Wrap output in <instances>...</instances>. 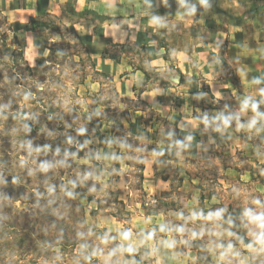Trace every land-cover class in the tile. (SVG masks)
Listing matches in <instances>:
<instances>
[{
	"label": "rangeland",
	"instance_id": "obj_1",
	"mask_svg": "<svg viewBox=\"0 0 264 264\" xmlns=\"http://www.w3.org/2000/svg\"><path fill=\"white\" fill-rule=\"evenodd\" d=\"M68 14L62 19L74 21ZM55 23L61 31L62 22ZM41 38L38 50L28 49L23 56L0 14V264H82L79 244L95 247L103 230L115 235V225L137 227L139 218L176 210L174 204L180 202L191 206L170 213L168 227L182 223L178 213L203 209L220 211L224 221L231 219L232 227L225 223L221 232L240 236L249 231L244 210H264V200L240 180L245 162L225 161L218 149L206 145L197 160L181 164L193 180L191 191L186 183L174 194H145L143 154L163 149V140L175 136L174 128L145 106L119 99L113 83L93 72L74 38L52 27L45 28ZM125 57L146 68L140 49L128 48ZM97 134L116 151L118 160L111 165L96 161ZM166 143L167 152L157 156L159 169L177 188L183 185L179 172L162 158L172 153ZM249 167L256 169L253 163ZM93 186L96 191L89 192ZM222 238L192 239L185 234L188 243L180 246L198 250L200 263L207 264L211 255L217 261V243L237 245Z\"/></svg>",
	"mask_w": 264,
	"mask_h": 264
},
{
	"label": "crops",
	"instance_id": "obj_2",
	"mask_svg": "<svg viewBox=\"0 0 264 264\" xmlns=\"http://www.w3.org/2000/svg\"><path fill=\"white\" fill-rule=\"evenodd\" d=\"M66 11L74 21L62 19ZM0 14L19 40L23 56L28 49L36 52L42 43L40 32L26 30L29 21L56 18L79 39L93 72L113 83L119 99L145 106L174 128L175 136L163 140V149L143 154L145 194H174L186 183L191 191L193 180L181 164L197 160L207 145L218 149L225 161L245 162L247 168L239 178L264 200V0H205L203 4L201 0H0ZM113 46L126 50L119 52ZM128 48L144 52L146 68L125 57ZM105 52L119 61L104 56ZM252 104L257 105L255 112ZM201 128L206 130L203 140ZM166 141L172 153L162 158L179 172L183 185L177 188L159 169L157 156L162 150L167 152ZM97 145V162L108 166L118 160L111 144L100 146L98 141ZM190 204L174 205L179 211L189 209ZM176 210L143 216L132 228L146 227L148 217L153 221L147 226L157 219L169 226L168 215ZM120 229L115 225L113 231ZM240 233L244 243H249L246 233ZM197 251L178 245L175 260L167 264H201ZM236 251L241 252L236 258L240 264L264 260L261 255L253 261L254 254L245 252L238 242L232 252ZM214 258L211 255L207 264H218ZM135 259L139 262L141 256Z\"/></svg>",
	"mask_w": 264,
	"mask_h": 264
},
{
	"label": "clouds",
	"instance_id": "obj_3",
	"mask_svg": "<svg viewBox=\"0 0 264 264\" xmlns=\"http://www.w3.org/2000/svg\"><path fill=\"white\" fill-rule=\"evenodd\" d=\"M201 3H205V0H201ZM250 107L255 112L257 105L252 104ZM252 124H255V120L252 121ZM83 133L84 130L81 129L80 134L83 135ZM95 191L94 186L89 189V192ZM67 195L71 197L72 193L68 192ZM255 204L259 206L261 201L256 200ZM244 216L249 218V222L244 225L245 228H249L245 237L250 238V242L247 244L244 243V238L238 235L234 236L231 231H220L221 226L225 223L229 228L232 227L231 219L224 221L220 211L205 212L203 209H196L189 210L188 215L183 212L178 213L177 219L182 223L174 228L168 227L164 221L158 219L152 222L151 226H147L150 221H153L152 217H148L145 220L146 227L136 231L132 227H126L121 228L113 235L111 230H103L97 237L99 244L95 247L88 243L78 245L79 257L82 264H143L145 260H148L150 264H167L168 260H175L177 246L188 243L184 239L185 234H188L192 239H203L205 236H226L234 239L239 243L241 249L254 254L251 259L255 261L258 256L264 255V210L245 209ZM100 245L112 246L105 249ZM234 247L232 242H228L226 245L216 244L218 264H222L226 259L227 264H240L236 258L241 256V252L233 253ZM125 254L129 257L128 259L123 258ZM137 254L141 256L139 262L135 259ZM260 264H264V260H261Z\"/></svg>",
	"mask_w": 264,
	"mask_h": 264
},
{
	"label": "trees",
	"instance_id": "obj_4",
	"mask_svg": "<svg viewBox=\"0 0 264 264\" xmlns=\"http://www.w3.org/2000/svg\"><path fill=\"white\" fill-rule=\"evenodd\" d=\"M56 20H57L56 18L51 17V16L32 18L29 21V24L26 26V30L27 31H38V32L42 33V31L45 30V28H48V27L56 28V32L59 35L63 34V36L66 35V36H71L72 38H74L77 41V43L79 44L80 48H82L85 51V53H86V50L82 46V44L79 41V39H77V37L71 35L68 32L67 27L62 26V30L58 31L59 28L57 29V27H56V23H55ZM113 48L119 50V52H124L126 50V47H124V46H113ZM20 50H21V53H22V47H20ZM86 55H87V53H86ZM104 56H107V57H109V58H111V59H113V60H115L117 62L119 61V57H117L116 55H112V54H109V53L105 52ZM87 59L90 62V65H91V60H90L88 55H87ZM91 68H92V66H91ZM96 138L98 139L100 146H105V145L109 144V142L104 140L102 138V136L99 135V134L96 135ZM91 160H93V157H91ZM142 169H143V162L141 161V171H142Z\"/></svg>",
	"mask_w": 264,
	"mask_h": 264
}]
</instances>
